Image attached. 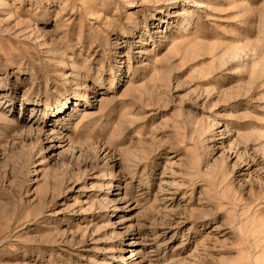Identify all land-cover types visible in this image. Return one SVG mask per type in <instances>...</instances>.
<instances>
[{"label":"rangeland","instance_id":"1","mask_svg":"<svg viewBox=\"0 0 264 264\" xmlns=\"http://www.w3.org/2000/svg\"><path fill=\"white\" fill-rule=\"evenodd\" d=\"M0 264H264V0H0Z\"/></svg>","mask_w":264,"mask_h":264},{"label":"bare ground","instance_id":"2","mask_svg":"<svg viewBox=\"0 0 264 264\" xmlns=\"http://www.w3.org/2000/svg\"><path fill=\"white\" fill-rule=\"evenodd\" d=\"M60 107H66V102L65 103H63ZM59 109V108H58ZM58 109H57V111H58ZM58 113V115L61 113L60 111L59 112H57Z\"/></svg>","mask_w":264,"mask_h":264}]
</instances>
